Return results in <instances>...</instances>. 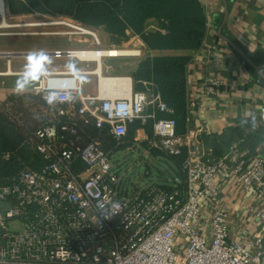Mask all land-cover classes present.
Instances as JSON below:
<instances>
[{
  "label": "built area",
  "instance_id": "2783aa9c",
  "mask_svg": "<svg viewBox=\"0 0 264 264\" xmlns=\"http://www.w3.org/2000/svg\"><path fill=\"white\" fill-rule=\"evenodd\" d=\"M59 22L69 30L56 34L90 37L92 46L53 54L98 67L48 72L31 92L43 99L65 82L75 90L71 102L62 96L43 107L48 120L33 133L31 161L0 184V264H264V155L252 157L243 148L245 136L216 157L204 128L179 134L175 119L159 116L173 110L152 82L115 94L102 90L103 59L126 54L92 59L94 50L106 49L94 28L73 18ZM86 74L97 75V94L85 93ZM195 106L189 93L188 123ZM79 121L99 134H87ZM139 143L183 156L176 176L125 184L112 159L122 145L133 150ZM98 201L118 202L119 209L105 219ZM13 220L23 229L10 231ZM252 224L258 227L253 233Z\"/></svg>",
  "mask_w": 264,
  "mask_h": 264
},
{
  "label": "crops",
  "instance_id": "0c3cea01",
  "mask_svg": "<svg viewBox=\"0 0 264 264\" xmlns=\"http://www.w3.org/2000/svg\"><path fill=\"white\" fill-rule=\"evenodd\" d=\"M202 2L208 16V31L203 46L193 53V60L188 66L190 99L195 101L196 106L191 122L188 123L187 133L204 128L207 143L214 148L216 157L224 155L231 144L243 136H245L243 148L248 149L252 157L256 154L264 155V135L262 138L255 136L259 129L264 128V79L219 34V28L225 20V0ZM228 5L229 15L223 25L222 34L224 35L225 31L230 35L231 37L224 36L237 43L256 64L264 68V0H229ZM149 24L150 28L158 27L154 20ZM128 34L131 40L138 38L140 47L147 54L158 53L148 50L138 35L131 31ZM2 43L0 52H31L43 49L53 60L49 72L95 70L98 67L96 62H86L67 55L58 57L52 52L57 49L91 47L90 37L82 40L58 39L45 45L34 42L22 44L23 42H18L15 37L14 43H11V40ZM26 56L0 55V103L5 102L10 95L17 94L14 88L23 71ZM70 59L74 62L72 69L67 67ZM102 70L108 76L131 77L134 88L138 90L144 88L143 84L138 86L135 83L134 71L125 69L116 58H104ZM40 79L26 92H32L40 83ZM84 87L85 93L97 94L99 91L97 75L86 74ZM121 91L108 93L115 94ZM149 132H152V127ZM232 206L238 208L237 204ZM256 230L257 225L252 224V233Z\"/></svg>",
  "mask_w": 264,
  "mask_h": 264
},
{
  "label": "trees",
  "instance_id": "16d2710c",
  "mask_svg": "<svg viewBox=\"0 0 264 264\" xmlns=\"http://www.w3.org/2000/svg\"><path fill=\"white\" fill-rule=\"evenodd\" d=\"M32 10L71 17L94 29L105 27L117 38H129V31L138 35L148 50L158 53H148L140 60L133 73L135 83L140 86L141 81L152 82L173 110L159 112V116L175 119L178 133H187L188 66L208 31L202 0H13L10 6L14 14ZM151 20L158 23L157 28H150ZM224 35L231 37L225 31ZM47 106L45 100L31 92L12 94L0 103V184L10 182L24 162L31 161L33 133L47 122L42 113ZM79 123L87 134H99L92 124ZM263 135L264 128L255 133L257 138ZM5 154H10V159L4 158ZM183 158L173 157L178 167Z\"/></svg>",
  "mask_w": 264,
  "mask_h": 264
},
{
  "label": "rangeland",
  "instance_id": "374dc122",
  "mask_svg": "<svg viewBox=\"0 0 264 264\" xmlns=\"http://www.w3.org/2000/svg\"><path fill=\"white\" fill-rule=\"evenodd\" d=\"M13 0H5L7 9H10ZM7 21L11 24L18 25L13 27H0V47L2 42L11 40L15 42V37L18 42L24 43H38L45 45V43L54 42V40H70V39H84L85 36H69L66 34H56L57 32L68 31L69 28L62 25V22L71 19L65 16H52L37 10H32L25 14H14L10 10L7 12ZM3 17L0 15V23ZM24 23H42L40 25L19 26ZM46 23V24H45ZM59 23V24H58ZM94 31L99 36L105 50L120 49L123 51H131L126 56L116 58L120 61L125 69L135 71L140 60L147 55L143 49L141 56L132 55L137 53V50L142 49L138 38H117L111 35L105 27L95 28ZM15 34L16 36H14ZM11 35V36H10ZM13 35V36H12ZM93 39L91 38V41ZM33 41V42H32ZM115 46L116 48H112ZM135 52V53H134ZM106 76V75H105ZM92 80V77H90ZM131 135L134 136V129L131 128ZM133 132V133H132ZM127 144L122 145L115 153L112 163L113 169L121 176L125 184L130 188L146 186L150 183H163L173 177L179 172V167L172 157H168L163 153L149 149L145 143H139L135 149L130 150ZM132 190V189H131ZM10 231H20L23 229L22 224L18 221H11L9 223Z\"/></svg>",
  "mask_w": 264,
  "mask_h": 264
},
{
  "label": "clouds",
  "instance_id": "9594fccd",
  "mask_svg": "<svg viewBox=\"0 0 264 264\" xmlns=\"http://www.w3.org/2000/svg\"><path fill=\"white\" fill-rule=\"evenodd\" d=\"M52 62V57L43 49L29 52L25 58L23 71L16 81L14 91L17 94H23L26 92L37 82L38 79L43 78L48 74ZM67 67L69 69L74 67V62L71 59L69 60ZM261 71H264V68H262ZM74 91L75 90L71 89L67 82L61 83L55 87L47 89L43 99L50 106L55 105L62 96L66 101L71 102L74 99ZM96 208L105 219H111V217L116 214V210L119 209V203L110 202L106 204L104 201H98Z\"/></svg>",
  "mask_w": 264,
  "mask_h": 264
},
{
  "label": "bare ground",
  "instance_id": "6f19581e",
  "mask_svg": "<svg viewBox=\"0 0 264 264\" xmlns=\"http://www.w3.org/2000/svg\"><path fill=\"white\" fill-rule=\"evenodd\" d=\"M7 12H8V9L6 7L5 0H0V15L3 17V21L0 23V27L18 26V25L11 24L9 21H7L6 19ZM40 24L42 23H24V24H20L19 26H31V25H40ZM129 52L131 51H123L120 49H110V50L98 49L90 53L89 57L92 59L99 60V59H102L101 55L103 54L116 56V55H121V54H128ZM81 56L82 58H84L83 57L84 55L81 54ZM100 86L102 90H105L111 93L112 91H119V90L121 91L123 89L124 90L130 89L132 86V83H131V78L129 77L105 76L102 74L101 80H100Z\"/></svg>",
  "mask_w": 264,
  "mask_h": 264
},
{
  "label": "water",
  "instance_id": "95a60500",
  "mask_svg": "<svg viewBox=\"0 0 264 264\" xmlns=\"http://www.w3.org/2000/svg\"><path fill=\"white\" fill-rule=\"evenodd\" d=\"M9 12V9H8ZM229 15V5H228V0H225V20L223 25H225L226 20ZM223 25L220 26L219 28V34L228 41V43L243 57V59L254 69L256 72L264 79V71H261V67L256 64V62L249 56V54L242 48L240 47L237 43L232 41L230 38L224 36L222 34V28ZM29 52H0V55H5L8 57H11L12 55H28Z\"/></svg>",
  "mask_w": 264,
  "mask_h": 264
}]
</instances>
